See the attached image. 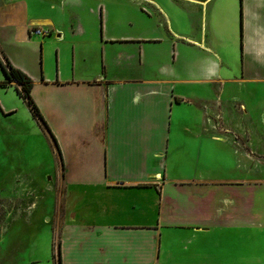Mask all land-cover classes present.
<instances>
[{"label":"crops","instance_id":"0c3cea01","mask_svg":"<svg viewBox=\"0 0 264 264\" xmlns=\"http://www.w3.org/2000/svg\"><path fill=\"white\" fill-rule=\"evenodd\" d=\"M194 1L201 20L187 33L166 16L155 32L120 28L105 13L100 37L72 42L73 71L49 77L19 54L40 42L36 28L43 41L54 32L53 0H0V51L33 80L57 141L32 111L29 127L12 120L18 159L41 135L57 162V188L46 180L21 196L39 198L40 222L51 213L62 264H264V131L254 114L264 120V0ZM79 29L72 35L87 33ZM83 44L96 59L78 74ZM21 86L0 89L23 98ZM5 104L11 121L17 110Z\"/></svg>","mask_w":264,"mask_h":264},{"label":"rangeland","instance_id":"374dc122","mask_svg":"<svg viewBox=\"0 0 264 264\" xmlns=\"http://www.w3.org/2000/svg\"><path fill=\"white\" fill-rule=\"evenodd\" d=\"M193 2L195 1L53 0V9L48 10L46 14L52 18L53 25L58 31L54 27V32L51 36H47L45 41H43V35L34 31L37 37L35 40H40L42 44L38 42L22 49L19 61L31 71H35L34 69L39 71L41 66L44 74L49 77H54L59 72L67 75L66 73H71L74 68L72 42L83 38H92L94 35L100 37L105 13L110 16V24H115L120 28L124 25L133 30L161 32L166 27L167 17L171 19L173 26L178 25L182 32L187 33L195 25L199 26L201 20V12L191 10ZM98 26H100V30L96 34ZM80 27H85L87 33L83 35L77 32L72 35V32L80 30ZM43 29L48 28L46 26ZM59 33H63V35L57 37ZM159 35L164 37L162 33ZM77 55L75 69L78 74L83 72L86 65H93V61L96 59L92 44L77 45ZM0 57L2 58L1 51ZM83 57L87 60L83 61ZM3 79V70L0 66V81ZM260 88L263 91L262 84L259 86ZM5 90L0 89V100L6 103V107L16 109L17 113L15 118L13 115L10 116V121L4 117L0 109V264H57L58 245L56 244V235L52 232V224L49 222L51 213L45 215V222H40L43 210L39 206L38 211L34 213L35 206L33 205V201H38L39 198L36 197L34 200V194L26 195V198L21 196L32 191V187H35L38 182L44 184L46 180L49 181L48 185L52 183L53 189L57 188L58 180H54V177L49 180L52 175L50 167H55L54 163L57 162L53 155H51L52 157L49 155V145H46L41 135H31L26 139L28 142L23 147L21 145L19 154L21 159H18V141L10 131L11 122L15 120L17 125L22 122L24 126L29 127L32 122L30 120L31 109L18 95L15 88L11 87V89ZM43 95L44 91H38L36 94L37 98H41ZM44 107L49 115H56L57 112L52 105ZM254 114L264 131L262 122L264 120H261L260 112ZM32 131H34L33 128ZM35 131L38 132V129L36 128ZM23 148L25 154H23ZM29 168L31 169L30 176H26V174L19 176L20 173L29 172ZM47 184L44 185L47 186ZM39 195L40 193L37 194V196ZM48 195L50 196V194ZM55 199L53 215L59 217L62 215L61 201L57 194ZM20 202L24 204L30 202L31 209L28 210L29 206L25 209L20 208ZM48 202H51V198L47 199L46 203ZM24 204L23 207L26 205ZM11 215L13 216L9 217Z\"/></svg>","mask_w":264,"mask_h":264},{"label":"trees","instance_id":"16d2710c","mask_svg":"<svg viewBox=\"0 0 264 264\" xmlns=\"http://www.w3.org/2000/svg\"><path fill=\"white\" fill-rule=\"evenodd\" d=\"M2 58L0 57V66L2 67L6 79L3 81H0V84H8L11 80H17L19 83H21V89H18L20 95L24 98L26 103L29 105L31 111L33 114L38 117L43 125V127L50 132V128L48 127L47 123L45 122L43 116L41 115L36 103L34 102L32 95H31V89L33 86V80L22 70L19 68L14 67L6 55L1 52ZM51 133V132H50ZM51 136L56 143V138L51 133ZM58 146V145H57ZM59 150V147H58ZM60 151V150H59ZM58 255H59V264H62L61 262V256H60V247H58Z\"/></svg>","mask_w":264,"mask_h":264},{"label":"built area","instance_id":"2783aa9c","mask_svg":"<svg viewBox=\"0 0 264 264\" xmlns=\"http://www.w3.org/2000/svg\"><path fill=\"white\" fill-rule=\"evenodd\" d=\"M34 31L37 33H45V31L42 30L41 28H36Z\"/></svg>","mask_w":264,"mask_h":264}]
</instances>
